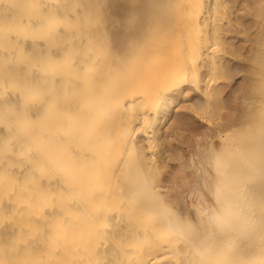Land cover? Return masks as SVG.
<instances>
[{
	"label": "bare ground",
	"instance_id": "obj_1",
	"mask_svg": "<svg viewBox=\"0 0 264 264\" xmlns=\"http://www.w3.org/2000/svg\"><path fill=\"white\" fill-rule=\"evenodd\" d=\"M234 1L0 0V264H264V0L244 114L162 136L214 123Z\"/></svg>",
	"mask_w": 264,
	"mask_h": 264
},
{
	"label": "rangeland",
	"instance_id": "obj_2",
	"mask_svg": "<svg viewBox=\"0 0 264 264\" xmlns=\"http://www.w3.org/2000/svg\"><path fill=\"white\" fill-rule=\"evenodd\" d=\"M236 1V2H235ZM234 2H233V4H234V6H233V10H235L234 11V13H232V18H233V21H234V24H236V27H237V29L235 28V30H236V34L234 35V38L233 37H230V39H233V40H230L229 38H228V40H229V42H227L226 44V46H228V48L232 51V52H234L232 55H229V56H227L226 58L227 59H225L224 61H225V65L226 66H230V67H233L234 68V70H233V72L230 74V75H225V76H227V78L225 77L224 79H222V78H220V84L221 83H223V84H221V87H220V97H219V102H220V106L222 107V108H220V110L218 111V112H216L215 113V119H214V123L213 124H205V123H202V122H195V125H197V126H195V129H197V130H195L194 128H192V130L193 131H196V132H194L193 133V131L192 130H190V126H188L187 124H181V125H175V124H173V122L172 123H170V121L173 119V117H174V115L176 114V113H180V112H182V113H186V114H188L189 115V111H188V108L184 105L185 103H187V101L185 102V103H183V104H181V105H183V106H181L180 105V107L176 110V111H174V113L172 114V118L169 120V125L168 126H170L171 124V126L170 127H168V128H164V130H163V134H162V136L164 137V138H166L165 139V146H168V144L170 145L171 143L172 144H177V146H179L181 149H186V150H184V152L185 153H187V152H189V153H192L191 152V150L189 151V148L190 147H188V145L187 144H190V143H188L187 141L189 140L190 141V139L192 140V141H196V139H198L199 137V139H200V141H199V143L200 144H203V145H201L202 146V150H206V148L208 149L211 145H215L216 143H215V141H216V138H215V136L213 135V134H215V132H216V130L217 131H219V129H221V131L223 132V130H224V128H225V125H227V123H228V121L231 119V116H232V110H233V108L235 109H237V111L240 109V111H242L243 112V108H244V111H246V109H247V107H246V97L247 96H245L246 94H247V91L245 92V90H246V88L245 87H247V82H249V81H246V80H248L249 79V77H248V74H249V70H251L250 69V67L248 66V63H249V59L251 58V60L252 59H254V55H255V51H253V49L255 50L256 49V47H257V45H258V40H260V33H261V31H259L260 30V28H261V26L262 25H259V24H261V23H259L258 22V20H257V15H255V12H256V8H257V6H256V3L257 2H259L258 0L257 1H255V0H235ZM244 2V3H243ZM255 2V3H254ZM247 3H249L250 5H253V4H255L254 6H256V7H254L255 9H253V8H251V9H253V12H252V10H250V12H247L245 9H247L246 7H248V5L249 4H247ZM253 3V4H252ZM235 5H237L236 7H235ZM243 6V5H245L244 6V8H242V7H239V6ZM249 5V6H250ZM244 9V10H243ZM244 13H247V14H244ZM252 12V13H251ZM237 13V14H236ZM257 13V12H256ZM237 17V18H236ZM236 18V19H235ZM255 18V19H254ZM262 29H264V28H262ZM261 29V30H262ZM238 30H239V32H238ZM256 32H258V33H256ZM260 32V33H259ZM238 33H239V35H238ZM255 34V35H254ZM259 36H258V35ZM258 36V37H257ZM255 37V38H254ZM259 38V39H258ZM227 40V41H228ZM257 42V43H256ZM236 47V48H235ZM254 47V48H253ZM252 51L254 52L253 53V55L251 56V54L250 53H252ZM251 56V57H250ZM249 57V58H248ZM228 58H230V59H228ZM229 61V62H228ZM248 62V63H247ZM233 64H234V66L236 67V70H235V67L233 66ZM236 64V65H235ZM239 64V65H238ZM228 66V67H229ZM238 66V67H237ZM249 67V68H248ZM237 68H239V70H237ZM252 71V70H251ZM229 76V77H228ZM246 77H247V79H246ZM223 81V82H222ZM246 84V85H245ZM243 85H244V87H243ZM240 87V88H239ZM243 87V88H242ZM234 88V89H233ZM244 91H243V90ZM248 90V89H247ZM222 93V94H221ZM248 95V94H247ZM223 97V98H222ZM225 97V98H224ZM230 97V98H229ZM194 98L195 97H193L192 99L190 98L189 99V102H192L193 100H194ZM223 100H222V99ZM227 98V99H226ZM229 98V99H228ZM224 99H226V100H230L229 102L228 101H226L228 104L225 106L224 105V103L222 102V101H224ZM236 99V100H235ZM223 103V104H222ZM226 104V103H225ZM246 107V109H245V107ZM185 107V108H184ZM232 109H231V108ZM235 109V110H236ZM230 110V111H229ZM235 110H233L234 111V114L236 113V114H239L240 112L238 111H235ZM222 111V112H221ZM243 114H244V112H243ZM231 115V116H230ZM191 116V115H190ZM229 116H230V118H229ZM222 117V118H221ZM226 117V118H225ZM228 117V118H227ZM232 117H234V115L232 116ZM196 119V118H195ZM227 119H228V121H227ZM223 121V122H222ZM227 121V122H226ZM218 122H219V124H218ZM198 124H200V125H198ZM184 127H183V126ZM210 125V126H209ZM220 125V126H219ZM221 125H224V126H221ZM180 126H182V127H180ZM201 126H202V128H201ZM174 127V128H173ZM178 127V128H177ZM188 129H187V128ZM207 127V128H206ZM219 127V128H218ZM224 127V128H223ZM171 128H172V130H171ZM176 128V129H175ZM180 128V129H179ZM205 128V129H204ZM167 129V130H166ZM173 129H175V130H173ZM185 129H187V130H185ZM199 129L201 130V131H199ZM170 130H171V132H170ZM183 130V131H182ZM213 130V131H212ZM174 131H176V132H174ZM182 131V132H181ZM185 131H186V134H185ZM192 131V132H191ZM173 132V133H172ZM198 132V133H197ZM181 134V135H180ZM188 134V135H187ZM204 134V135H203ZM189 135H191V136H189ZM198 135H200V136H198ZM203 135V136H202ZM206 135V136H205ZM213 135V136H212ZM167 136V137H166ZM186 136V137H185ZM212 136V137H211ZM190 137V138H189ZM208 137V138H207ZM185 138V139H184ZM187 138V139H186ZM201 138H202V140H201ZM169 139V140H168ZM166 140H168V141H166ZM185 140V141H184ZM211 140V141H210ZM213 140V141H212ZM171 141V142H170ZM173 141V142H172ZM170 142V143H169ZM217 142V141H216ZM166 143H168V144H166ZM211 144L210 146H208L209 144ZM213 143V144H212ZM205 144V145H204ZM208 146V147H207ZM184 147V148H183ZM205 147V148H204ZM167 148V147H166ZM169 148V147H168ZM167 151V153H170L169 152V150L167 149L166 150ZM194 151V150H193ZM185 156H187L188 157V155L187 154H185ZM188 160V159H187ZM185 161V163L183 164L184 165V167H185V171L187 172L185 175H184V173H185V171H183V172H180L181 174H179V172L178 171H176L177 169H179L178 168V165H179V161L177 160V159H172V160H169L168 159V165H167V167L165 168V170L163 171V172H161V173H159V177H163L164 178V176H165V179L163 180V182H165V183H167L169 186L168 187H170V188H168V190H172V193L173 194H181V192H182V194L181 195H185V196H187L188 194H192V189H193V191L194 190H197V191H200V190H205L206 189V186L204 185V182L206 183V181H204V177H202L201 179H200V176H199V170H198V168L193 164V162L191 161V159L189 158V164H188V161ZM187 162V163H186ZM191 163V164H190ZM173 165V166H172ZM190 166V167H189ZM187 167V168H186ZM191 168V169H190ZM194 170H193V169ZM197 168V169H196ZM166 169H167V171L168 172H166ZM171 170V172L172 171H176V172H178L177 173V175L179 176H182V177H179L178 178V176L176 177H173L172 175H171V172H169L170 170ZM190 170V171H189ZM195 171V172H194ZM198 171V172H197ZM164 175V176H163ZM184 175V176H183ZM187 175V176H186ZM168 176V177H167ZM185 176H186V178H185ZM189 176V177H188ZM173 177V178H172ZM184 178V179H183ZM187 178H188V180H187ZM189 178H191V179H189ZM196 179L197 178V180H193V179ZM167 179V180H166ZM183 179V181H181ZM190 180V181H189ZM185 181V182H184ZM197 181V182H196ZM188 182V183H187ZM195 184H194V183ZM186 183V184H185ZM193 184H194V186H193ZM201 185H203V186H201ZM191 187V188H190ZM194 187V188H193ZM197 187V188H196ZM190 188V189H189ZM196 188V189H195ZM200 188V189H199ZM204 188V189H203ZM187 189V190H186ZM188 189H189V191H188ZM179 190V191H178ZM185 190V191H184ZM175 191V192H174ZM194 195V194H193Z\"/></svg>",
	"mask_w": 264,
	"mask_h": 264
}]
</instances>
